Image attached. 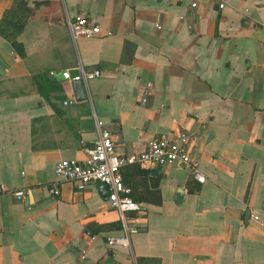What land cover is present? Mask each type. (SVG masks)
<instances>
[{
  "label": "crops",
  "instance_id": "1",
  "mask_svg": "<svg viewBox=\"0 0 264 264\" xmlns=\"http://www.w3.org/2000/svg\"><path fill=\"white\" fill-rule=\"evenodd\" d=\"M25 1L23 56L0 36V183L26 191L0 196V264H264V0ZM75 16L98 35L71 39ZM78 66L100 75L76 101L60 73ZM95 119L117 156L189 134L204 176L127 169L129 249L105 243L120 234L106 195L54 174L58 160L83 163Z\"/></svg>",
  "mask_w": 264,
  "mask_h": 264
},
{
  "label": "built area",
  "instance_id": "2",
  "mask_svg": "<svg viewBox=\"0 0 264 264\" xmlns=\"http://www.w3.org/2000/svg\"><path fill=\"white\" fill-rule=\"evenodd\" d=\"M216 4L218 8L225 6L224 0H208ZM195 6L194 3H191ZM69 36L75 38H91L98 35V27L86 17L75 16L65 21ZM264 44V42H263ZM63 79L68 82L80 81L84 84L87 80L98 77L99 71L82 70L80 66L75 68V73L68 69L61 71ZM144 101V100H143ZM96 137L90 147L85 148L83 163L74 160H58L54 165V174L60 180L70 182L76 191H83L88 185L102 182L106 185V200L108 207L117 213L120 224V234L105 237L108 246L131 247L130 236L136 228L129 223V213L138 211V204L129 197V188L123 184L120 168L127 164H136L141 169L158 166H170L177 164L188 169L190 176L198 182L204 181L203 174L199 171L197 163L189 157V134L180 131L174 137L152 136L148 139L146 147L136 153L117 156L114 152L112 135L105 125L95 119ZM49 195L56 197L59 190L56 184L47 188ZM9 193L16 202L24 200L26 191L24 188L9 190L0 183V196ZM120 264V263H114ZM129 264H135L131 262Z\"/></svg>",
  "mask_w": 264,
  "mask_h": 264
},
{
  "label": "trees",
  "instance_id": "3",
  "mask_svg": "<svg viewBox=\"0 0 264 264\" xmlns=\"http://www.w3.org/2000/svg\"><path fill=\"white\" fill-rule=\"evenodd\" d=\"M31 12V8L27 5L25 0H14L12 5L2 14L0 18V36L10 43L12 50L19 57L23 56V44L16 40L18 34L22 31L23 25ZM135 168L136 174L140 176L148 175V173L140 169L136 164H127L120 168V175H122V182L132 192V187L125 178L127 169ZM125 172V173H124ZM146 187V186H145ZM152 188V187H151ZM147 189V188H142ZM129 192V197H130ZM131 198V197H130ZM120 229V226H119Z\"/></svg>",
  "mask_w": 264,
  "mask_h": 264
},
{
  "label": "water",
  "instance_id": "4",
  "mask_svg": "<svg viewBox=\"0 0 264 264\" xmlns=\"http://www.w3.org/2000/svg\"><path fill=\"white\" fill-rule=\"evenodd\" d=\"M69 85H70L71 92L73 93L74 100L76 101L83 100L84 92L82 88V83L80 81H72L70 82ZM95 186L100 194H105V195L107 194L106 185L104 183L96 182Z\"/></svg>",
  "mask_w": 264,
  "mask_h": 264
}]
</instances>
